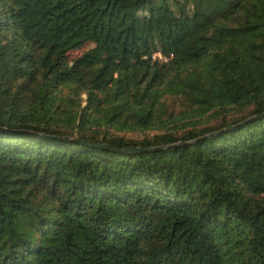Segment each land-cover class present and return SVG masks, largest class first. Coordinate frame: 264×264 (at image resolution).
I'll use <instances>...</instances> for the list:
<instances>
[{
	"label": "trees",
	"instance_id": "16d2710c",
	"mask_svg": "<svg viewBox=\"0 0 264 264\" xmlns=\"http://www.w3.org/2000/svg\"><path fill=\"white\" fill-rule=\"evenodd\" d=\"M0 264H264V0H0Z\"/></svg>",
	"mask_w": 264,
	"mask_h": 264
},
{
	"label": "rangeland",
	"instance_id": "374dc122",
	"mask_svg": "<svg viewBox=\"0 0 264 264\" xmlns=\"http://www.w3.org/2000/svg\"><path fill=\"white\" fill-rule=\"evenodd\" d=\"M153 1L156 2L157 0H153ZM168 1H169L170 5L175 6V5L178 4V2L184 1V0H168ZM213 3H214V1H211L210 5H213ZM186 5H187L188 8H190L192 3L191 2H186ZM139 12H141V11H139ZM90 45H91V43H86L84 46H82L79 49L71 50L69 52V56H72L74 54L79 53L82 49H85V48L89 47Z\"/></svg>",
	"mask_w": 264,
	"mask_h": 264
},
{
	"label": "water",
	"instance_id": "95a60500",
	"mask_svg": "<svg viewBox=\"0 0 264 264\" xmlns=\"http://www.w3.org/2000/svg\"><path fill=\"white\" fill-rule=\"evenodd\" d=\"M78 141L83 142V143H87V144H94V145H97V146H109L106 143H98V142H92V141H84V140H81V139H78ZM160 146H163V145H159V146H148V147L134 146V147H129V148H125V149L132 150V151H136V150H148V149H152V148H156V147H160Z\"/></svg>",
	"mask_w": 264,
	"mask_h": 264
},
{
	"label": "built area",
	"instance_id": "2783aa9c",
	"mask_svg": "<svg viewBox=\"0 0 264 264\" xmlns=\"http://www.w3.org/2000/svg\"><path fill=\"white\" fill-rule=\"evenodd\" d=\"M152 56H153V57L156 56V57L159 58V59H160V58L165 59V58L162 57V55L159 54L158 52L153 53Z\"/></svg>",
	"mask_w": 264,
	"mask_h": 264
}]
</instances>
